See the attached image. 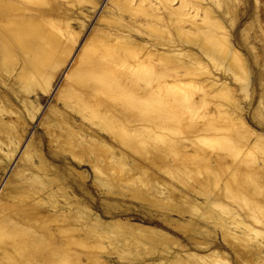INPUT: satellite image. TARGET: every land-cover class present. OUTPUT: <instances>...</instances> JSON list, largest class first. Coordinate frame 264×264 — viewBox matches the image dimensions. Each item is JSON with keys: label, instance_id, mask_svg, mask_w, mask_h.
<instances>
[{"label": "bare ground", "instance_id": "obj_1", "mask_svg": "<svg viewBox=\"0 0 264 264\" xmlns=\"http://www.w3.org/2000/svg\"><path fill=\"white\" fill-rule=\"evenodd\" d=\"M99 1L0 0V264H231L202 218L236 258L248 248L264 264V244L251 247L264 237L241 215L264 211L245 192L264 187V172L245 171L264 163V130L241 104L252 81L225 21L234 11L223 0H106L102 26L86 32ZM38 112L44 133L27 140ZM191 171L198 189L182 180Z\"/></svg>", "mask_w": 264, "mask_h": 264}, {"label": "rangeland", "instance_id": "obj_2", "mask_svg": "<svg viewBox=\"0 0 264 264\" xmlns=\"http://www.w3.org/2000/svg\"><path fill=\"white\" fill-rule=\"evenodd\" d=\"M133 1H138V0H133ZM148 1H151V3L150 2H148ZM205 1H207L206 3H205ZM204 1V3L205 4H209L210 3V0H205ZM221 2H222V0H220ZM236 1V2H235ZM147 2H148V5H150L152 8H154V9H156L157 7H158V5L155 3L154 4V1L153 0H147L146 1V4H147ZM175 2H177V0H175ZM211 2H212V0H211ZM230 2V3H229ZM238 2V3H237ZM79 2H77V4H78ZM83 3V2H82ZM81 3V1H80V4H82ZM76 3H75V6H74V8L75 9H73V10H76V7H77V10L78 9H84V8H86L87 7V5L85 4V3H83V5H77ZM109 5L108 7H111V4H109L106 0H100L99 1V6H100V8L98 7L97 8V10L95 11V13L91 16V18H90V20H89V22H88V25H87V30H86V32H89L91 29H92V27L93 26H95V24H96V22H95V17L100 13V11L102 10L101 9V6L102 5ZM207 4V5H208ZM225 4H226V6H225ZM230 4V5H229ZM232 4V5H231ZM209 5H211V4H209ZM214 4H213V2H212V5H211V7H215V9H216V6H213ZM81 6V7H80ZM83 6H86V7H83ZM222 6H224L223 8H225L224 10H227V11H229V13L230 12H233L234 11V13H230V14H227L226 16L227 17H225V21H226V23H227V26H228V29H230L231 30V35H232V37H233V39H234V42L237 44V46L239 47L238 49H239V51L242 53V55L244 56V58L246 59V61H247V64H248V67H249V71H250V77H251V81H252V83L250 82V86H251V88H250V91H249V93H248V95L247 96H244L241 92H237V97L241 100V96H242V98H243V103L241 102V104L243 105V107L244 108H246V110H247V113H248V118H249V120H250V122H251V124H252V126H254L255 128H258V129H261V130H264V108H262V107H264V104H258V103H264V35H262V33H259V29H258V23L261 21H264V0H225V2H224V0H223V4H222ZM80 7V8H79ZM83 7V8H82ZM227 7V8H226ZM234 9V10H233ZM76 10V11H77ZM79 11V10H78ZM77 11V12H78ZM221 11V9H219V12ZM235 14V15H234ZM95 16V17H94ZM231 16H233L232 18H235V25L233 24L232 26H230V23H229V19H232L231 18ZM258 16V17H257ZM94 17V18H93ZM229 18V19H228ZM259 21V22H258ZM262 23H264V22H262ZM97 25L98 24H96V26L95 27H97ZM98 26H102V25H98ZM234 26V27H233ZM231 27V28H230ZM245 30V32L243 33V31ZM155 35H157V34H155ZM244 36H246V37H244ZM260 36H261V38H260ZM252 38V39H251ZM260 38V39H259ZM247 39H248V41H247ZM260 40V41H259ZM253 47V48H252ZM254 49V50H253ZM254 54V55H253ZM258 55V56H257ZM258 58V60H257V58ZM258 61V62H257ZM210 67H212V66H210ZM63 73H64V69L63 70H61L60 71V74H59V76H58V79H57V81H56V83L54 84V86L57 84V82H58V80L62 77V75H63ZM262 78V79H261ZM261 81V82H260ZM235 84H237V83H235ZM252 84V85H251ZM237 85H239V83L237 84ZM236 86V85H235ZM240 96H239V95ZM249 96V97H248ZM245 97H247V98H245ZM262 97V98H261ZM209 100V99H208ZM260 100H262V101H260ZM18 101V100H17ZM16 101V104H18L19 106L21 105V102L19 103V101L17 102ZM210 101V100H209ZM260 101V102H259ZM50 103H53V100H52V96H51V94H46V95H44V100L42 101V108L44 107V108H47V106L50 104ZM210 103H212V101H210ZM257 105H259V107L257 106ZM262 107H261V106ZM212 104H209V106H208V108L210 109V108H212ZM246 106V107H245ZM259 110H258V109ZM257 111H260V113L258 112V113H256ZM255 114H257V115H255ZM200 115V114H199ZM250 115H252V116H250ZM254 115V116H253ZM38 116V117H37ZM40 114H39V112H38V114H36V118H34L33 120H29L28 121V123H29V128H28V134L26 135V139L27 140H29V138L31 137V135H32V133L34 132V131H36V129H38L40 132H42V133H44V128L43 127H41V126H39V120H40ZM252 117L254 118V119H252ZM251 118V119H250ZM256 118V119H255ZM257 120V121H256ZM254 121V122H253ZM256 121V122H255ZM260 121V122H259ZM262 121V122H261ZM205 149H207V148H204V150H203V153H208V154H213L212 152H211V150L210 149H207L208 150V152H207V150H205ZM19 152V153H18ZM21 152L22 151H19V150H17L14 154H13V156L11 157V159L10 160H6L7 162H6V168H5V172L6 171H8L7 173H2L1 174V179H2V181L3 182H5V180H6V178L8 177V175L12 172V171H14V170H16V168H17V163H19L20 161H17V160H19V156H20V154H21ZM211 152V153H210ZM229 153V154H228ZM232 153V151L231 152H223V154L226 156V158H224L225 156L224 155H222L221 154V157L222 158H224V160L225 161H227L228 163H230V162H232L233 161V159L235 158V155H233V154H231ZM16 154V155H15ZM18 154V155H17ZM214 155V154H213ZM232 155V156H231ZM1 156V155H0ZM230 156L232 157V158H230ZM14 157V158H13ZM230 158V159H229ZM261 158H262V160H264V155H262L261 156ZM14 161H13V160ZM12 161V162H11ZM62 163H64V162H62ZM61 163V164H62ZM16 164V165H15ZM20 164V163H19ZM257 166V165H256ZM259 167V168H258ZM76 169H78V168H76ZM84 169H86V168H84V167H82V168H80L79 170H84ZM217 170H216V172L219 174V186L222 184V180L226 177V175H227V170H222L221 171V169L222 168H216ZM223 169H225L224 167H223ZM254 169V170H253ZM11 170V171H10ZM221 171V172H220ZM224 171V172H223ZM245 171H247V172H253V173H257L259 176H261L260 175V171H261V173L262 172H264V163H260V166H257V170H256V167L253 165V167H249L248 166V168H246V170ZM257 171H259V172H257ZM225 172H226V174H225ZM222 173H224L225 175L223 176V174ZM5 177H4V176ZM224 177V178H223ZM261 177H264V173H262V176ZM222 178V180H220ZM199 179L201 180L202 179V174L201 175H195L192 171H191V173H189V175H187V180H186V177H184V179H182L184 182H185V184H189L190 183V185L189 186H192V187H196L197 189H198V187L200 186L199 184H200V181H199ZM1 181V185L2 184H4L3 182ZM194 183V184H193ZM196 185V186H195ZM197 185H199V186H197ZM260 189V190H259ZM259 189L257 190L258 192H256V193H251L250 191H248V189H246L245 190V192H247V196L249 197V196H251L252 198L251 199H255L256 201H259V202H264V192H262V191H264V187H259ZM96 191V192H95ZM260 191V192H259ZM248 192H250V195L248 194ZM91 193H92V195H93V197H96L95 199H94V204H95V207L97 208V210H102L101 209V200H102V197L98 194V192H97V190H95V189H92L91 188ZM203 199V198H202ZM125 200L127 201L126 202V204L127 205H130V207H135L137 204V202L136 201H133V199L132 200H130V199H127V198H125ZM147 203H152V202H147ZM243 210V212H245V210L246 209H242ZM240 212H242L241 210H240ZM243 212H242V216H243V218H244V220L248 223V224H250L251 226H253V228H255V229H257L258 228V230L259 231H261V233H262V237H264V231H262V230H264V211H262V210H259V209H254L252 212H250V211H248V210H246V212L243 214ZM248 212H250V213H248ZM260 212H261V215H260ZM259 215H258V214ZM143 214V213H142ZM246 215H247V217H246ZM241 216V217H242ZM252 216V217H251ZM215 217H217L216 215H215ZM250 217L252 218V219H250ZM194 218V217H193ZM259 220V222L257 221V219ZM108 219H112V218H106L105 220L106 221H109ZM247 219V220H246ZM206 221L207 222V224H206V222H204V221ZM212 220V219H211ZM210 219L209 220H205V219H200V224L202 225V226H204V227H206L207 228V230L210 232V238L211 239H209L208 238V241H210L211 243H212V247H214V248H220V250H223V251H225L228 255H230V256H228V259H229V261H230V263L231 264H252L251 263V261L250 260H248L249 258H247L248 257V248L245 250V248L243 249V248H241V254H240V256L241 257H237V258H240V259H237L236 258V255L234 254V252L232 251V250H230L228 247H226V246H223L224 244H222V242L220 241V239H219V237H218V234H219V231H218V227L217 226H215L214 224H213V220L211 221ZM256 220V221H255ZM208 223H210V224H208ZM258 223V224H257ZM261 223V224H260ZM256 224V225H255ZM260 224V225H259ZM212 225V226H211ZM255 225V226H254ZM215 226V227H214ZM209 227V228H208ZM234 228V227H233ZM212 229V230H211ZM214 229V230H213ZM212 231H214V232H216V233H213ZM217 231H218V233H217ZM235 231L237 232L238 231V233L240 232V228H238V229H235ZM212 234V235H211ZM216 234V235H215ZM179 238H180V236H178ZM256 240L253 242V243H251V247H254V245L256 244V242L258 243V244H264V240H262V238L261 237H257V238H255ZM216 240V241H215ZM218 240V241H217ZM261 240V241H260ZM213 241V242H212ZM176 247H173V246H171L170 247V252H175V250H176V252L175 253H177V252H179L180 250H178V248L177 249H175ZM227 248V249H226ZM163 248L161 247V246H159V250L161 251ZM262 249H264V248H262ZM178 250V251H177ZM193 251H195V252H198V253H201L202 254V250L201 251H197V250H194V249H192ZM191 250V251H192ZM207 251L206 250H204V252L203 253H206ZM244 256V257H243ZM242 258V259H241ZM246 258H247V260H246ZM246 261H245V260ZM243 260V261H242Z\"/></svg>", "mask_w": 264, "mask_h": 264}]
</instances>
